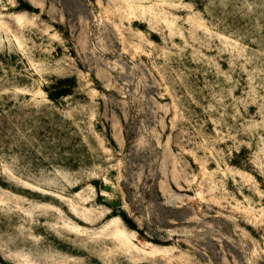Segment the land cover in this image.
<instances>
[{
  "label": "rangeland",
  "instance_id": "374dc122",
  "mask_svg": "<svg viewBox=\"0 0 264 264\" xmlns=\"http://www.w3.org/2000/svg\"><path fill=\"white\" fill-rule=\"evenodd\" d=\"M0 264H264V0H0Z\"/></svg>",
  "mask_w": 264,
  "mask_h": 264
}]
</instances>
